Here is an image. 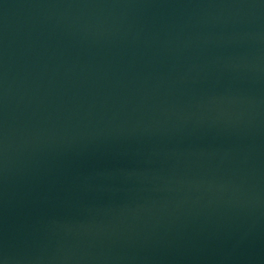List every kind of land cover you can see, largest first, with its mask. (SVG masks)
<instances>
[{"label":"water","instance_id":"1","mask_svg":"<svg viewBox=\"0 0 264 264\" xmlns=\"http://www.w3.org/2000/svg\"><path fill=\"white\" fill-rule=\"evenodd\" d=\"M0 264H264V0H0Z\"/></svg>","mask_w":264,"mask_h":264}]
</instances>
